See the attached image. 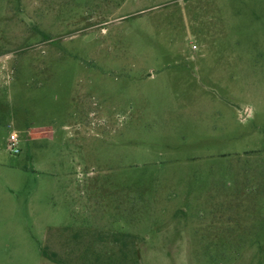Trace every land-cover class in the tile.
Masks as SVG:
<instances>
[{"label": "rangeland", "instance_id": "obj_1", "mask_svg": "<svg viewBox=\"0 0 264 264\" xmlns=\"http://www.w3.org/2000/svg\"><path fill=\"white\" fill-rule=\"evenodd\" d=\"M0 264H264V0H0Z\"/></svg>", "mask_w": 264, "mask_h": 264}, {"label": "built area", "instance_id": "obj_2", "mask_svg": "<svg viewBox=\"0 0 264 264\" xmlns=\"http://www.w3.org/2000/svg\"><path fill=\"white\" fill-rule=\"evenodd\" d=\"M18 137L17 135L13 132L10 136H9V140H8V150L12 153V154H18L19 153V149H18Z\"/></svg>", "mask_w": 264, "mask_h": 264}]
</instances>
